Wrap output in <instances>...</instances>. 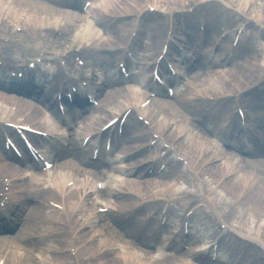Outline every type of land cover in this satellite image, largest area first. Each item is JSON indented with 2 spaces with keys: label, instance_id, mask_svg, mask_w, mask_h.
<instances>
[{
  "label": "bare ground",
  "instance_id": "6f19581e",
  "mask_svg": "<svg viewBox=\"0 0 264 264\" xmlns=\"http://www.w3.org/2000/svg\"><path fill=\"white\" fill-rule=\"evenodd\" d=\"M127 1L135 3L136 0ZM139 1L142 4L145 2L149 6L159 5L161 8L165 7L167 8L169 15H172V13H183V11L190 8L194 2H203L201 0ZM261 1V3H264V0ZM246 3H248V0H240V4ZM94 4L97 7L99 6L102 8L106 15L101 16V14L99 15L97 11H91L90 17H86L85 15L76 12L75 3L65 4L62 0H48L47 3H42L39 0H0V28L4 25L7 27L8 22L11 21L12 23L17 24V26L21 28L22 32H26L31 36L35 37L37 33L40 35L44 34L47 39L45 41L44 48L39 46V50L42 53V56L45 53H49L46 57L54 58L58 54L59 47L63 42L62 39L57 41V34L64 35L66 32L72 37V41H74L78 46L83 47L85 50H88L89 48L93 49L94 53L90 51L87 54L86 68L87 72H89L96 66L98 68L97 71L101 72L105 78V81H102L99 86L90 87L96 95H99L101 91H103V86L106 85L107 82L114 83L117 81L118 74L114 70L112 55L118 51H115L114 48L125 45L130 33L134 31L135 19L141 16V11H143L144 8L139 7L140 9L138 8V10L135 11V13L131 16L133 17V20L124 21L119 20L118 17L117 19H113V17L116 16L111 15H124L127 13L122 12L127 11L128 9L126 0H95ZM26 7H28V11L23 14V10ZM107 14H111L107 19L108 22L113 23L115 20L122 22L116 24L115 26H106V24L103 23V20ZM21 17L23 20L19 23ZM88 18L92 20L94 19V25L90 24ZM259 18L264 20V13L260 14ZM237 22H240V20ZM255 22L258 23L257 20ZM261 24H264V21H262ZM204 25L208 30L210 24L204 22ZM159 26H161L159 23H155L153 26H148L147 29H149L150 33L146 38L147 47L159 46L158 49H161L162 43L165 39L164 36H162ZM165 26H167L168 31H171L172 33L171 39H174V27L172 24L168 22ZM155 31L157 35H154ZM138 33L143 34L142 30H138L137 34ZM119 35L127 38L126 41H124V44L119 43ZM135 43L136 40L133 39V44ZM211 43V38H209L206 43L207 46L203 49L204 52L207 48H210L208 46H212ZM131 44L132 43L128 46V49ZM221 44L224 45L225 41L223 40ZM145 46L142 48L144 49ZM104 52L107 53L108 58L106 60L104 58L105 56L102 54ZM203 54H198V57L201 58ZM69 56L70 53L65 54L64 58L67 60ZM92 56L96 58L94 62L91 60ZM218 59L219 56L209 63L207 57L203 58L202 60L204 62H200V71L198 72V76H192L194 85L192 87L187 86V88L178 92L171 104L157 102L155 100L153 102L154 104L147 106L142 111V115L149 121V130L141 127L135 129L131 127L130 124L125 125L123 139H125L126 142H129L130 140V143L123 144V151L119 152V154L115 156V159L124 154L128 155L135 148L148 144L151 141V134L164 136L163 143L171 146L174 145L177 148L179 155L182 157L192 160V156L197 155V153L200 156L204 155V162H210L212 167L206 169L203 174H208L211 178H213V175L216 177V174L218 173L215 180L219 176L222 177L228 175L230 171L237 168L239 170L237 176L229 180L221 188L220 192H218V194L225 193L228 195L229 199L232 200L231 205L236 208L239 206L236 205L234 198L238 195V193L243 191L241 185L244 180L246 178H250V176L253 177V175L257 177V175L252 173V171L247 172L246 165L244 164L235 165L234 167L228 158L225 159L222 165L216 166L217 161L223 157L221 151L214 149L209 143H207L206 139L201 137L199 134L188 132L185 140L181 143L177 141V136L187 129V124L185 122L181 121L174 128L166 127L177 116L175 111L178 104H185L187 101H191L194 96L199 94L202 95L203 93L206 94L207 91L211 92L208 96H219L228 92L232 93L228 88L229 81L232 82L234 80H239V78L245 75L246 72L248 76L252 77V75L258 70V67L254 68L245 61L242 63L240 62L239 64H234L232 68L226 70L222 68L221 64H219ZM11 63L12 62L9 59V64ZM254 63L256 64L258 62L254 61ZM73 68L76 69V67ZM190 68L191 67H187V69L185 68V72H188ZM213 68H217L216 71H211ZM145 69L148 71L147 66L144 68V71H146ZM38 74L39 77L36 81L30 77L27 79L35 86L36 90H40L45 95H52L57 91L56 86H60L62 82L67 81L60 76L59 83H55V85H53V81L51 80L52 75H49L47 72H38ZM109 74H111V76ZM243 78L248 77L246 76ZM22 81L23 80H12L10 77H6L5 73L0 71V116H5L8 120H19V118L23 117L25 113H28L27 118L23 122L24 124H29L41 129L47 134L53 133L51 129L53 123L50 125L44 124L46 118L39 110L40 106L38 105L36 108H29L26 105L31 103L29 99L31 96L34 95L33 100L37 101V98H35V94H30L28 91L17 87L22 84ZM138 82L139 81L136 80V78H134V81L132 82L128 81L127 83H129V85L125 88L108 92L104 95L101 102L102 107H98L99 109L97 110L92 109L85 111L86 115L82 124L83 126H81L80 130L81 136H88L100 131L101 127L105 124V122L102 121L103 119L101 120L100 117L108 118L106 120L107 122L108 120L116 117L112 114H119L121 111L128 108H132V113H137L138 106L142 100L141 95L132 91V88L137 86ZM246 85H248V83H245L242 86L237 85V89ZM146 86L151 87L150 83H147ZM47 89H49L48 93H46ZM13 105L16 106V109L15 112L11 114L9 109ZM108 116L112 117L110 118ZM113 128H109L106 133H111ZM31 142H34L36 147L45 155H49V152L54 158L61 155L62 147L52 140L47 142L43 139L40 141L32 139ZM136 144L138 147H133V145ZM155 147L158 148V144H156ZM75 148L78 150V155L73 154L76 160L68 159L60 164V166H57L56 168H58L61 173H52L53 175L50 177L48 182L44 181L45 174H42L35 175L26 184H17L16 180L18 175H25V170L22 168L23 165L20 164L17 166L14 160L7 158L3 152V143H0V178H7L11 184L9 192L5 195L6 201L3 204L2 210L7 211L10 215H12V209L15 204L19 203L23 206V202L30 197L37 196L39 198H37V204L30 209L29 215L26 217L22 228L16 235V238H14L13 241H6L5 239H8L9 236L0 237V252L1 250L9 251L4 264H61L60 261L63 263L70 262V259L67 256L58 254V251L60 249H68L71 237L67 238L65 235L55 236L52 237L50 241L46 240V243L48 244L43 243L38 248L30 246L33 244L31 240H33L34 237L41 236L43 234H51L60 230L53 224L54 221H71L74 227L71 235L74 238V241H76L75 243L78 255L81 256V258L75 259V264H83L82 260L84 258H91L93 261L90 264H106L105 261H107V259H111L112 264H151L150 260L143 253L138 252L135 248L129 247V239L134 238V236L130 237V235L125 232L122 235H119L114 230L113 225L117 226L118 224L115 220H113V218H110V221L107 224L101 226L100 224H97L96 219L80 215L83 208V202L87 199H94L93 188L90 187V181L86 176L88 175L96 178L101 177L93 175V169L80 170L78 166L74 164L77 162V164L82 165L88 157V148H80L76 143ZM198 155L193 160H197L199 157ZM100 157H102V155ZM163 162L166 163L165 160H163ZM204 162L197 163V165L194 166L195 169L191 167L190 163V168L195 172L194 174L198 175L201 172L200 170H197V168H199ZM100 165L103 167L105 166L104 163H101ZM119 165H123V167H119ZM112 166L114 174L116 173L121 175L123 184L131 186L135 189L136 192L132 195V198L139 201V203L145 200H150L148 203H153L156 202V199H160L157 202L164 203L174 195V189L177 188V185L183 178L181 175L182 173L178 170L179 166H175L176 169H172L169 166L166 167L157 179L153 177L155 169H153L150 174H148L147 171L145 172V168H140L138 171L130 170L122 161H113ZM30 167L32 168V166ZM96 174L98 176H105L104 172ZM149 175L152 179H150ZM117 177L118 176H115L114 178ZM70 181L73 182V185L66 188L67 183ZM190 184H192L193 188L196 187L198 190L201 188L200 185L195 184L191 179ZM248 190L250 193L253 191V193H249L248 197L242 203V206L245 205L247 207L240 216L238 222L239 226L229 227L228 229H230L231 232L227 230L224 237L229 236L233 239L236 235H238L239 237L251 242L256 248L264 250V186H256V189L251 186ZM124 192V189L114 185L113 183H107L103 196L104 201L107 202L111 210L115 208L118 211H125L123 208L127 207L128 210L130 209L129 211H131L133 207H135L137 202L132 198L126 197V195L123 196ZM207 198L208 196L204 199ZM129 202L131 204H128ZM54 204L63 206L65 215H61L51 209L49 205ZM159 204L160 203L148 204L145 207V210L149 209L147 211H152L155 206ZM45 207L46 210H49L47 213L44 212ZM93 209V206L87 208L89 214L94 213L93 211L96 209ZM18 213L19 211L15 210V214L18 215ZM145 213L146 212L144 211L143 216L141 213L139 214L141 215V218L136 221L137 225L141 224L142 226L148 223V217ZM15 216H13V218H15ZM31 218L36 221L37 219L42 220L41 225L37 224V222L32 225L29 224V220ZM248 222H252L251 227L248 226ZM116 226L114 227L116 228ZM204 226V233L206 232V237H203V244L208 242L209 235L207 234L212 231V228L209 225L205 224ZM155 229L152 230L153 232L146 231V237H142L141 239H145L147 242L157 241L158 246L163 249L177 248L173 247L172 244H176L178 242V235H175L172 232H167L163 229L164 237L155 238L154 236H151L155 232ZM132 240L134 241V239ZM84 241L88 242V246L81 245ZM190 242L192 245L194 244L193 240H190ZM234 247L231 249V252L233 253L237 251ZM235 255H237V253ZM105 256H107V258ZM185 257V260L179 261L178 263H174L172 261H160L155 264H207L201 255L193 253L192 250L186 253ZM190 259L193 260L192 263H190ZM242 260L243 258L240 259V261ZM74 262L72 264H74ZM216 263L221 262L218 260ZM243 264H255V262L250 260L248 263L247 261L243 262Z\"/></svg>",
  "mask_w": 264,
  "mask_h": 264
},
{
  "label": "rangeland",
  "instance_id": "374dc122",
  "mask_svg": "<svg viewBox=\"0 0 264 264\" xmlns=\"http://www.w3.org/2000/svg\"><path fill=\"white\" fill-rule=\"evenodd\" d=\"M132 1V0H131ZM225 2H228L232 7H235L237 8L236 10V13H233L234 15H238V9H240V7H248V4L246 3L245 4H240V0H224ZM253 3L252 5V8H250V13H251V17L253 19H260L258 18L260 14L264 13V3H261L260 1H255V0H248V3ZM126 4H127V8H128V11H131L135 6H139L141 5V3L136 0L135 3H132L130 1H127L126 0ZM258 4V5H257ZM219 6H221L222 8L220 7H216V6H213V7H210L208 10L209 13H211V15L213 17H211V15L209 14V18L210 19H214V17H220V14L222 12V9H224V7L220 4H218ZM241 5H244V6H241ZM257 9V10H256ZM242 16V15H241ZM219 20H222V19H219ZM261 20V19H260ZM264 20H261L260 22H262ZM194 26H195V23H193ZM235 27V25L232 27V29ZM261 27V26H260ZM263 32H264V25L262 28H260ZM15 31V30H14ZM13 31V32H14ZM5 32V30H0V34L2 35L3 33ZM60 34L58 35V40L59 41L61 38H60ZM120 36V39H119V43L120 44H123V42L125 41L126 37H122V35H119ZM255 37V33L253 32V35L251 33H249L248 35H245V40L243 42V45L242 46H239L240 47V52L239 55L236 56V58H234L230 63L231 64H228V69L232 68L234 64H239L240 62L242 63L243 61H246L247 64H250L252 65L254 68H256V65L258 64H255L254 61H257L258 58H259V46H258V39H253ZM47 37L44 36V34L40 35L37 33V35L34 37V36H31L30 34L26 33V32H22V33H15V34H11V36H8V39L11 40V44H13L16 49L15 52H11V51H8V52H5L6 55H10V57L14 60H16L15 58H19L20 57L18 55H26L27 57H24L23 59H27V60H31V59H35V57H39V54H38V49H37V43L40 44L41 46H44L45 44V40H46ZM62 42H64V44L61 46V48H59V52L60 53H64V52H68L72 50V41L70 40V37H63L62 39ZM1 45H4V44H8L6 43V40H4L3 42L1 41L0 42ZM39 48V47H38ZM244 49L245 51L246 50H249L250 54H246L244 56H242V53L244 52ZM10 50H13L12 48ZM74 50H75V47H74ZM255 50V55L252 54V52ZM155 51H149V52H146L147 54L146 57L149 58L150 55H155L154 53ZM256 72L251 76H248L247 72L245 75H243L239 81L242 83L244 80L245 82H250L252 79H255L256 77ZM248 77V78H243V77ZM240 84V83H239ZM241 86V84H240ZM264 93V91H262ZM207 93H211V92H207ZM195 102V101H194ZM196 106H194L193 108H186L185 110L189 113H191V109L192 110H196L197 107L199 108H205L206 104L205 103H201V102H196ZM194 105V103L192 104ZM189 106V105H188ZM219 107H222V105H218ZM190 107V106H189ZM230 107V103H229V106ZM264 110V108H263ZM263 114H264V111H263ZM191 118V117H189ZM182 177H184L183 173L181 174ZM160 176V175H159ZM159 178V177H157ZM156 178V179H157ZM246 181V180H245ZM186 183L185 179H181L180 183L177 185V188L174 189V194L177 193L178 191H183L184 189V184ZM195 192V191H194ZM212 199V198H211ZM218 201L220 200L217 199ZM226 207L227 205H229V201L226 200ZM245 206V205H244ZM241 206V207H237V208H234L233 210H231L232 207H229V215L227 217V222L231 223V224H238L239 222V219H240V216L241 214L243 213V211L246 209L247 206ZM225 207V208H226ZM44 212H48L46 211V208H44ZM180 213V212H179ZM178 213V214H179ZM113 215V213L111 214ZM36 220L35 219H31L29 220V224H33L35 223ZM39 222V223H38ZM41 222L42 220L40 221H37V224L41 225ZM179 224V218L177 217L176 220H173V217L171 218V220L168 222V225H170L171 229L174 228V225H178ZM196 224V222L194 223ZM128 227H123L122 230L123 231H127L128 229H126ZM33 246H41V243H34ZM244 249H247V248H244ZM247 254H249V256H252L251 257V260H253L255 262V264H264V256L263 255H260L259 253H256V252H253V251H247ZM33 261V260H32ZM225 261H227V257L225 259ZM35 262V261H34Z\"/></svg>",
  "mask_w": 264,
  "mask_h": 264
}]
</instances>
